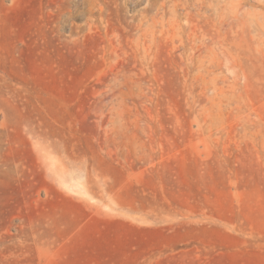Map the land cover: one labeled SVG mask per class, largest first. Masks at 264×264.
Wrapping results in <instances>:
<instances>
[{
	"label": "rangeland",
	"instance_id": "374dc122",
	"mask_svg": "<svg viewBox=\"0 0 264 264\" xmlns=\"http://www.w3.org/2000/svg\"><path fill=\"white\" fill-rule=\"evenodd\" d=\"M187 5L0 0V264H264V0Z\"/></svg>",
	"mask_w": 264,
	"mask_h": 264
},
{
	"label": "bare ground",
	"instance_id": "6f19581e",
	"mask_svg": "<svg viewBox=\"0 0 264 264\" xmlns=\"http://www.w3.org/2000/svg\"><path fill=\"white\" fill-rule=\"evenodd\" d=\"M174 1H176V2H180V3H183V4H185V5H187V2H188V0H174ZM56 2V1H55ZM195 2V1H194ZM56 4V3H55ZM205 5V4H204ZM180 6V5H179ZM188 6V5H187ZM190 6V5H189ZM188 6V7H189ZM175 7V6H174ZM206 7V6H205ZM189 8H191V7H189ZM202 8V6H199V9H201ZM58 12V11H57ZM190 12L191 11H188L187 12V14L189 15V16H191V14H190ZM161 14V13H160ZM53 15V14H52ZM197 16V15H199V13L197 12V13H195V14H192V17H194V16ZM57 16H58V13H54V16L53 17H55V18H57ZM59 17V16H58ZM150 19V18H149ZM53 21V20H52ZM54 21H56V20H54ZM58 21V20H57ZM147 22H148V19L146 20ZM144 22H141V24L140 25H142ZM56 36V35H55ZM53 39V38H52ZM66 43V42H65ZM3 127V126H2Z\"/></svg>",
	"mask_w": 264,
	"mask_h": 264
}]
</instances>
